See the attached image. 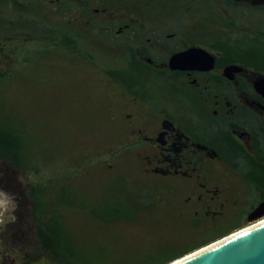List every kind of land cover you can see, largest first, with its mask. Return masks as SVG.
<instances>
[{"label": "flooded vegetation", "instance_id": "af4514ba", "mask_svg": "<svg viewBox=\"0 0 264 264\" xmlns=\"http://www.w3.org/2000/svg\"><path fill=\"white\" fill-rule=\"evenodd\" d=\"M42 2L98 67L120 150L146 173L190 181L213 211L264 194L263 60L242 42L264 40V0Z\"/></svg>", "mask_w": 264, "mask_h": 264}, {"label": "trees", "instance_id": "16d2710c", "mask_svg": "<svg viewBox=\"0 0 264 264\" xmlns=\"http://www.w3.org/2000/svg\"><path fill=\"white\" fill-rule=\"evenodd\" d=\"M50 10L45 9L42 0H0V60L7 55L15 57L8 68L0 63V171L7 173V186L18 191L21 200L18 222L9 225L4 233L20 255L15 258L5 256L3 264H169L243 228L242 223L249 221L252 209L264 201V194L248 195L252 197L250 204L246 206L245 202L243 211H235L236 222L229 224L223 209H230V213L235 205L233 201L213 211L203 206L208 203L209 196L204 195L200 201L199 193L194 191L190 181L164 179L146 173L130 153L120 150L117 130L114 135L107 132L97 143L101 147L112 146L119 152L115 160L107 157L108 153H114L112 150H106V154L102 152L108 162L105 171H115L118 166L115 163L129 156L121 162L123 169L146 177L149 184L131 190L118 178L102 202L77 205L78 221L70 220L67 210L79 199L73 197L72 200L68 191L73 174L49 167L41 157L31 131L7 109L2 97L8 79L17 77L18 71L33 61L34 52L41 55L56 48L71 57L73 51L84 52V49L70 46L77 44L79 39L73 38L72 26L67 19L61 15L50 18ZM260 33L263 34L262 30ZM262 38L263 35L250 36L242 42L252 45L248 53H255L254 58L263 60L261 69L264 71ZM74 57L82 59L77 54ZM100 85V104L103 105L102 96L106 93ZM80 87H84L83 82ZM105 108L108 111V107ZM108 122V128L113 131L110 116ZM18 173L25 178L23 186L16 181ZM165 182L188 186L182 195L184 209L180 211V222L184 228L181 231L156 230L155 222L151 221L160 200H164ZM59 186L61 192L55 196V188Z\"/></svg>", "mask_w": 264, "mask_h": 264}, {"label": "rangeland", "instance_id": "374dc122", "mask_svg": "<svg viewBox=\"0 0 264 264\" xmlns=\"http://www.w3.org/2000/svg\"><path fill=\"white\" fill-rule=\"evenodd\" d=\"M12 56L7 55L0 63L10 67L15 58ZM32 57L33 61L18 71L17 77L8 79L2 97L7 109L31 131L38 151L49 167L73 174L68 191L72 200L73 197L79 199L67 210L70 220L78 221L77 205L89 206L102 202L118 178L131 190L149 184L146 177L123 169L121 162L128 160L129 156L115 163L118 165L115 171H105L108 162L102 152L106 154V150H112L114 153L107 154L111 160H115L119 152H115L112 146L101 147L97 144L107 132L114 135L115 123L113 121L111 131L108 128L111 112L100 104L98 87L101 75L94 65L56 48L41 55L34 52ZM81 82L84 83L82 88ZM187 188V184L165 182L164 200H160L157 213L151 216L156 230L173 232L184 228L180 222V211L184 209L182 195H185ZM60 192L61 186L55 188L54 195L58 196ZM247 197L246 206L252 200V197ZM245 202L233 205L230 213V209H223V214L228 215L227 223L236 222L235 211H243L241 209ZM263 219L241 223L245 228Z\"/></svg>", "mask_w": 264, "mask_h": 264}, {"label": "water", "instance_id": "95a60500", "mask_svg": "<svg viewBox=\"0 0 264 264\" xmlns=\"http://www.w3.org/2000/svg\"><path fill=\"white\" fill-rule=\"evenodd\" d=\"M256 87L264 95V76ZM248 217L249 221L263 218L264 201ZM169 264H264V221L232 232Z\"/></svg>", "mask_w": 264, "mask_h": 264}, {"label": "clouds", "instance_id": "9594fccd", "mask_svg": "<svg viewBox=\"0 0 264 264\" xmlns=\"http://www.w3.org/2000/svg\"><path fill=\"white\" fill-rule=\"evenodd\" d=\"M16 181L21 186L26 183L25 178L19 173ZM7 184V173L0 171V264H3L5 256L15 258L20 255L19 250L4 236L8 226L18 222L21 208L20 193L9 188Z\"/></svg>", "mask_w": 264, "mask_h": 264}, {"label": "bare ground", "instance_id": "6f19581e", "mask_svg": "<svg viewBox=\"0 0 264 264\" xmlns=\"http://www.w3.org/2000/svg\"><path fill=\"white\" fill-rule=\"evenodd\" d=\"M262 221H264V220H261V221H259V222H257V223H255V224H258V223H260V222H262ZM254 225V224H253ZM251 226V225H250Z\"/></svg>", "mask_w": 264, "mask_h": 264}]
</instances>
